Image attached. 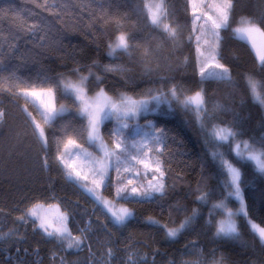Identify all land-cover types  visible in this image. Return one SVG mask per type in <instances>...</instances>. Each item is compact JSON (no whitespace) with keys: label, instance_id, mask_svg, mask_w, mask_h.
Segmentation results:
<instances>
[{"label":"trees","instance_id":"16d2710c","mask_svg":"<svg viewBox=\"0 0 264 264\" xmlns=\"http://www.w3.org/2000/svg\"><path fill=\"white\" fill-rule=\"evenodd\" d=\"M144 3L145 0H0V109L4 113L0 123V233L18 227L17 219L28 207L56 203L66 211L73 236L81 230L87 235L86 228L92 224L98 231L97 242L115 251L135 249L158 260L198 249L203 258L222 260V264H264V245L248 223L251 220L264 227V175L256 171L252 162L238 161L228 145L220 147L225 158L241 170L248 215L237 218L238 240L217 238L210 216L213 204L223 201L235 209L237 203L228 196L226 173L211 155L215 146L207 141L194 112L173 103L172 109L163 108L158 114L142 118L151 122L156 131L163 129L159 151L152 149L149 157L162 161L166 193L149 200L121 199L119 202L132 212L121 227L96 219L94 212L99 206L78 183L67 178L66 169L56 159L58 147L63 150L69 136L87 150L94 147L87 142L86 120L76 113L74 99L56 88L61 78L78 76L74 69H80V75L91 70L101 76L99 84L94 77L89 78V93L103 87L115 98L123 94L149 99L169 94L173 86L181 97L203 89L209 113L203 123L231 126L239 133L237 140L259 147L264 138V108L253 102L245 77L264 80V70L251 46L238 39L232 29L239 25L241 17L264 18V0H234L230 27L220 31L217 59L229 68L231 81L201 80L189 0H165L168 15L164 21L176 30L175 38L151 24ZM121 33L129 38V52L109 56L108 45ZM105 65L118 70L105 72ZM49 87L55 89L56 103L68 105L70 111L45 124L38 107L22 92ZM32 117L44 128L46 147L34 132ZM130 127L122 129V138L128 143ZM117 128L119 123L112 120L102 124L101 136L110 146ZM130 151L135 149L130 147ZM124 177L131 178L132 174ZM142 177L133 182L138 183ZM109 181L101 194L114 200L119 183L112 176ZM205 192L207 201L198 200ZM193 210L198 215L191 227L175 239L168 238L162 226L178 227ZM149 218L159 224L150 223ZM63 244L44 236L34 225L0 242V264H59V253H67V259L72 261L78 252H67Z\"/></svg>","mask_w":264,"mask_h":264},{"label":"snow or ice","instance_id":"6c2138e0","mask_svg":"<svg viewBox=\"0 0 264 264\" xmlns=\"http://www.w3.org/2000/svg\"><path fill=\"white\" fill-rule=\"evenodd\" d=\"M144 7L147 10L148 18L151 24L166 33L168 36L175 38L176 30L169 24L163 23V20L167 17L168 12L165 6V0H159V2L151 3L145 2ZM209 11L203 12L201 15H195V0H193L194 8V20L201 21L200 31L201 34L207 31L214 38V42L210 45L208 52L209 55L205 56L203 52H200L201 35L196 36L197 52L199 56L204 57V64L200 68L201 80L207 79H219L231 81V74L228 67L220 63L217 59L219 43L221 40L220 31L230 27V20L234 9V0H212L211 3L206 5ZM264 18L260 20H253L247 17H241L239 26L232 29L233 34L246 43H250L253 49L257 50L258 60L261 69L264 70ZM35 27V25H33ZM196 30L195 27L193 29ZM192 37L190 36L189 39ZM257 38L261 39L260 45L257 44ZM205 44H209L208 40L204 41ZM109 56H115L117 52L128 53L130 49L129 38L126 34L121 33L118 35L113 43L108 45ZM93 66H96V62H93ZM208 69H212L209 71ZM103 70L105 72L118 70L113 65H105ZM74 72L79 75V79L73 82L71 79L61 78L56 83V88H62L65 95L73 97L74 103L78 102L76 107V113L87 120V125L84 129V133L87 136V142L92 145H97L104 153L102 158H93L92 154L88 152L81 144H78L76 139L71 136L67 138V141L63 143V150L58 147L56 159L66 169V176L70 180L80 182V187L83 188L90 196H92L98 203L102 204L110 213L116 224H124L129 217L132 216L130 209L126 207H120L116 209L111 201L106 200L102 196L97 194V190L104 186L109 181L110 171H115L117 176L121 175V167L125 173H134L135 176H140L141 173L136 169L137 165H140L145 170L144 179H147V184H140L133 186L129 189V185L133 184V179L130 177H124L119 180L118 183L123 186L116 187V197L118 199L127 200L131 197H139L141 200H149L159 195L163 197L166 193V184L164 183L165 171L160 159H152L149 157V153L152 152V148L148 146L147 140L132 141L131 146L128 144L126 138L123 137L122 129L129 127L127 121L134 119L141 114L142 111L147 110L148 101H136L131 97L121 94L119 97L113 98L109 96L103 87L99 88V91L94 96H88V81L90 77H94L97 84L102 82L100 75L88 71L87 75H80V69H74ZM246 87L251 94V98L254 103L264 107V80H257L253 76L248 75L245 77ZM47 93V99L35 90L26 92L27 95L38 99L43 106V111L40 115L43 118L45 124H49L56 120L58 117H62L65 113V105L60 104L59 108L55 104V89L49 87L42 90ZM171 100H175L186 109H191L196 114L198 120L201 121V127L204 128V118L209 113L205 104V97L203 89L196 91L192 95H185L181 99V94L173 86L169 90V94L161 93L158 96L151 97L160 103H170ZM217 107H219L217 105ZM26 110V109H25ZM4 113L0 111V120L3 119ZM31 117L32 114L28 113ZM114 118L121 127L116 129L113 133V145L109 148L103 143L100 136V125L104 121ZM34 124V132L38 138L42 141L43 145L47 146V136L44 128L39 123H36L35 117H32ZM160 135H156L152 138L155 144L161 142L163 135V129L157 130ZM83 135V133H81ZM239 133L231 126H220L213 124L208 130V136L210 141L216 148L224 145L229 146V150L235 153V157L238 161H250L254 164L256 171L264 175V138H261L259 147L254 143H249L246 140H237ZM59 143V142H58ZM71 146L75 151H70ZM130 147L135 151H130ZM157 151H159L157 149ZM69 158L75 156L77 158L83 157V161L89 167V173L92 176L90 181L91 186L88 183V175L83 174V169L78 170L75 161L68 163L65 161V156ZM212 156L214 159L220 161L221 167L225 169L228 179L225 182V187L229 189L228 196L234 197L240 204L238 210L233 211L223 201L213 204V209H220L221 215L224 219L216 221L215 236L219 239L225 240H238L240 238L239 226L236 221V217L243 215L247 217L248 213L245 207L244 194L241 188V170L236 167L232 162L225 158V154L222 152L213 151ZM47 159L45 158L44 164L47 166ZM151 171V179H148L147 173ZM126 181V183H125ZM200 201H207L208 193H201L197 197ZM43 205L35 204L32 208L28 209L27 216L35 218L38 221L37 227L43 230L47 237H51L61 244L67 243L68 248L79 247L83 243L82 239L78 236H73L71 231L67 228V214L60 213L55 218V222L48 215L41 214L39 209H42ZM51 207V205H49ZM198 215L197 210H193L192 215L185 218V220L179 224L178 227H168L163 225L166 230V236L170 239H175L183 230L191 227ZM212 214L210 213V216ZM20 220H26L25 216L19 217ZM149 222L152 224H159V221L149 218ZM209 223L212 221L209 220ZM252 232L258 237L260 243L264 245V227L257 225L251 220L248 221ZM109 255H111V249H109ZM132 258L129 257V260ZM214 264H222L221 261H214Z\"/></svg>","mask_w":264,"mask_h":264},{"label":"rangeland","instance_id":"374dc122","mask_svg":"<svg viewBox=\"0 0 264 264\" xmlns=\"http://www.w3.org/2000/svg\"><path fill=\"white\" fill-rule=\"evenodd\" d=\"M145 2H146V0H145ZM147 2L155 3V2H159V0H147ZM211 2H212V0H195V5H196L195 15H201L203 12L209 11L207 9L206 5L211 3ZM144 5H145V3H144ZM189 5H190L191 12L193 13V20H194L193 0H189ZM145 10H146V8H145ZM146 13H147V10H146ZM147 15H148V13H147ZM163 23H165L164 20H163ZM201 23H202V20L196 21L195 25L193 23V26L196 29L195 31L193 30V38H194V42L196 45V55H197V65L199 68V75H200V68L204 64L205 60H204V57L199 56V53L197 52L196 36L201 35L200 52H203L205 56L209 55L208 49H209L210 45L214 42V38L211 37V35L207 31V26H205V31L203 32V34H201V31H200V24ZM165 24H168V23L166 22ZM194 27H193V29H194ZM205 40H208L209 44H205L204 43ZM260 42H261V39L257 38L258 46L260 45ZM248 44L251 46L250 43H248ZM251 48H252V50H253V52H254L257 60H258L257 50L253 49L252 46H251ZM217 51H218V49H217ZM108 54H109V52H108ZM208 70L211 71L212 69H208ZM83 75H87V74H83ZM66 79H71L73 82H76L79 79V75L74 77V78H66ZM35 91L37 93L41 94L45 99H47V93L46 92H42V90H35ZM62 91H63V89H62ZM98 91L99 90H97L96 92H98ZM26 92H31V91L30 90L23 91L22 96L25 97L26 99H28L29 101H31L32 103H34L38 107L40 112H42L44 109H43V106L41 105L40 101L38 99H36L35 97L27 95ZM96 92H93V93L88 92V96L92 97L95 95ZM125 96L131 97L133 100H136V101H148L147 110L142 111L141 114L139 116H137L136 118L130 119L129 121H127L129 127L131 125V127L129 129L131 135L129 136L130 139H129L128 144L131 146L133 140L140 141L143 139V140L148 141V146L150 148L159 149V144H155L152 140V138L154 136L158 135V132L153 128L151 122H149L147 120L142 121V118L147 116V115H150V114H158V113L162 112L163 108L172 109L173 103H175L177 106H180L182 109H186V108H184L183 105H181L177 101L171 100L170 95H169L170 103H160V104H158L157 101L152 100L151 98H149V99H135V98H133V96H129V95H125ZM155 96H158V95H155ZM113 98H115V97H113ZM181 99H183V97H181ZM75 103H76V107H77L78 102H75ZM55 104H56V107L59 108V105L56 103V100H55ZM63 105H65V109H66L65 113L70 111V108L68 105H66V104H63ZM186 110L192 111L191 109H186ZM0 111L3 112L2 108L0 109ZM192 112H194V111H192ZM2 120H0V123ZM109 120L117 122L114 118L109 119ZM106 121H108V120H106ZM198 122L201 126V121L198 120ZM86 125H87V120H86ZM204 125H205V123H204ZM212 125H213V123H211L210 125H205L204 128L201 127L202 131L204 132V135L207 138V141L210 143H212V142L210 141V137L208 136V130H210ZM215 125H217V124H215ZM101 127H102V124L100 125V129H99L100 130V136H101ZM120 127H121V125H120ZM101 138H102V136H101ZM102 140H103V138H102ZM103 143L105 145H107L109 148L112 147V146L108 145L104 140H103ZM93 146H94L93 150L89 149L88 152L92 154L93 158H102L104 153L100 150V148L97 145H93ZM132 149H134V148H132ZM69 150L75 151V149H73L71 146H69ZM213 151L222 152L220 147L219 148L214 147V149L211 151V155H212ZM154 156L155 155H153L152 157L154 158ZM73 160L75 161V164H76L78 170H80L82 168L83 174L88 175V177H89L88 183H89V186H91L90 181L92 179V176L89 173V167L91 165L85 164L83 161V157L77 158V157L73 156V157L69 158L67 155L65 156L66 162L72 163ZM216 161L220 164V161L218 159H216ZM220 166H221V164H220ZM136 169L140 173H142L143 175L141 174L140 176H135L134 173H131L132 174L131 178L133 180L144 176V173H145V170L140 165H137ZM223 171L225 172V169H223ZM125 174L126 173L123 171V167H121V175L119 177L117 176V173L113 170V171H110L109 178L112 176L118 182L119 180L124 178ZM148 175L150 176L148 179H151V176H152L151 171H149L147 173V176ZM227 179H228V177L226 175V180ZM72 181H74V180H72ZM74 182L78 183L80 186V183H84L85 181L81 180L80 182H76V181H74ZM147 182H148V180L144 179L142 177L138 183L133 182V184L129 185L128 187L130 189L131 187L138 186L140 184L146 185ZM125 183H126V181H125ZM119 186H123V185L119 184ZM102 187L97 190L98 195L102 196L103 198H105L108 201H111L113 206L116 209H119L120 207H125L122 203L119 202L121 199H118L116 197V194H115L114 200H109L106 197H104L101 194ZM83 191L101 209L100 210L97 207V209H96L97 212H94L96 219L103 221V223H106L108 225H111V223H113V225H115L117 227L123 226L129 220L130 217L127 219V221L124 224H122V225L116 224L114 222L112 216H111V213L102 204L98 203L92 196H90L84 189H83ZM227 192H229L228 188H227ZM115 193H116V190H115ZM129 198L140 199L139 197H131V196ZM230 198L234 199L237 203V207L235 209H232V210L233 211L238 210L240 207L239 202L234 197H230ZM224 203L227 204L226 202H224ZM30 208H32V206L28 207L22 215V216L26 217V220L22 221L19 218L17 219V222L19 224L18 227H12L8 231H6L4 233H0V242L5 241L9 238L17 237V236H19L20 232L22 233V231H26L28 229V227H33L34 225H36L37 230H39L44 236H46L44 234L43 230L40 229L39 227H37L39 222L35 221V218L27 216V211ZM39 211L41 212V214L48 215L50 218H52L53 222H55V218L58 217L60 213H66V211L56 203L51 204V207H49V205H46V206L43 205L42 209H39ZM221 211L222 210H220V209H213V208L211 209V214H212L211 216L213 218V223L215 225V228H216V221L224 219V216L220 214ZM240 216L244 217L243 215H240ZM240 216H238V217H240ZM67 217H68V215H67ZM238 217H236V221H237ZM91 225L92 224H90L86 228V230L89 229L87 235H86L85 230H81L78 233V237H80L83 241V243H81L78 248L77 247L68 248L66 242H65V244H63L64 248H65V250H67V252H72V249H73V250H76L78 252V255H77V257H74L71 261V260L67 259V253H63V254L59 253L58 255H56L59 257V264H214V261H219V260H208V259L203 258L201 251L198 249H191L187 253H185L184 255L177 256L176 258H169V259L161 258L158 260H156L155 258L149 259L146 255H144L143 253H141L135 249L132 251H129V252L115 251L110 245L104 244V243L101 244L99 241L97 242L96 233L98 231L95 230V228H92ZM67 228L70 230L69 218L67 219ZM98 243L100 245H98ZM109 249H111V255H109ZM129 257H131L132 259L129 260Z\"/></svg>","mask_w":264,"mask_h":264}]
</instances>
